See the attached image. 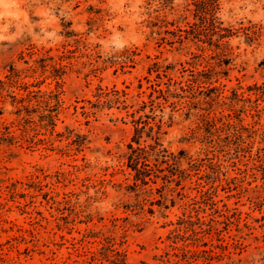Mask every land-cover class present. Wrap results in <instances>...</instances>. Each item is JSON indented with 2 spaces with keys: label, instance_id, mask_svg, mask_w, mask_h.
Segmentation results:
<instances>
[{
  "label": "rangeland",
  "instance_id": "rangeland-1",
  "mask_svg": "<svg viewBox=\"0 0 264 264\" xmlns=\"http://www.w3.org/2000/svg\"><path fill=\"white\" fill-rule=\"evenodd\" d=\"M195 3L0 0V264H264V0Z\"/></svg>",
  "mask_w": 264,
  "mask_h": 264
},
{
  "label": "trees",
  "instance_id": "trees-1",
  "mask_svg": "<svg viewBox=\"0 0 264 264\" xmlns=\"http://www.w3.org/2000/svg\"><path fill=\"white\" fill-rule=\"evenodd\" d=\"M210 0H195L196 10L198 18L204 20L208 14V8L210 6ZM219 0H212V3L215 8H217ZM227 35H222L225 37ZM52 124L55 126V121H52ZM138 131V128H136ZM136 143L138 144L137 147H134L130 144L131 153L129 155V166L135 171V179L141 180L142 183L147 184V177L151 176L152 172H154V166H158L157 163L154 165L150 164V156L154 155L155 158L158 160L160 155H165L164 153L167 152L166 149H158L156 150V145L150 146H142L140 144V137L136 136L135 139ZM157 145H160L158 141H156Z\"/></svg>",
  "mask_w": 264,
  "mask_h": 264
}]
</instances>
